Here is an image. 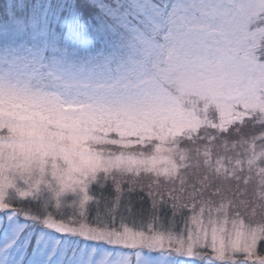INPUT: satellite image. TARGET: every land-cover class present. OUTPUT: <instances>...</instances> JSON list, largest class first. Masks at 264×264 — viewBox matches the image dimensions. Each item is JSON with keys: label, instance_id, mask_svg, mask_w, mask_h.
I'll return each instance as SVG.
<instances>
[{"label": "rangeland", "instance_id": "374dc122", "mask_svg": "<svg viewBox=\"0 0 264 264\" xmlns=\"http://www.w3.org/2000/svg\"><path fill=\"white\" fill-rule=\"evenodd\" d=\"M148 5L146 26L87 45L0 24V212L45 224L64 264H264V0ZM105 181L115 207L123 182L177 198L173 218L88 219Z\"/></svg>", "mask_w": 264, "mask_h": 264}, {"label": "snow or ice", "instance_id": "6c2138e0", "mask_svg": "<svg viewBox=\"0 0 264 264\" xmlns=\"http://www.w3.org/2000/svg\"><path fill=\"white\" fill-rule=\"evenodd\" d=\"M91 6L96 10L92 24L82 22L77 5L69 3L58 10L49 5L42 13L37 6L30 19L14 20L3 26V32H30L33 40H43L45 46L69 37L87 45L109 31L116 34L118 30L146 26L151 18L148 0H92ZM175 10H179L178 6ZM57 25L67 31L58 34ZM45 229V224L26 215L8 209L0 212V264H64L61 242L54 240Z\"/></svg>", "mask_w": 264, "mask_h": 264}, {"label": "trees", "instance_id": "16d2710c", "mask_svg": "<svg viewBox=\"0 0 264 264\" xmlns=\"http://www.w3.org/2000/svg\"><path fill=\"white\" fill-rule=\"evenodd\" d=\"M74 3L77 5V7L79 8L80 12H81V21L84 22L86 21L89 17L92 16V13L94 12V9L92 6L86 4L84 5V0H66L65 2H61L58 4H54V2L51 0L49 5H51L52 9L54 10H58L61 6H64L66 4L69 3ZM35 0H22V9L19 10L20 14H22L23 19L28 20L31 18L32 16V9L34 7L35 4ZM2 2L0 3V24L5 25L6 23L10 22L9 16H8V6L6 5H1ZM48 5V6H49ZM48 6H44L41 3V8H39L40 10L44 11V9H46V7ZM14 7H10V11L13 9ZM263 15V16H262ZM260 19L255 22L253 24V28L255 30H260V32L264 35V14H262ZM57 31V30H56ZM66 29H62L60 31L61 32H66ZM58 32V31H57ZM59 34V33H58ZM264 38V37H263ZM261 38V40L263 39ZM4 41V35L0 36V43H2ZM67 41L71 44H73L74 46H78L79 45V41L69 37L67 39ZM241 130L243 131L242 134L247 136V131L246 128H241ZM246 132V133H245ZM228 136H226V139L229 141H234L235 139V134H232L231 132H229L227 134ZM114 183V182H112ZM111 183V181H105V183H101L100 186L98 187H93L92 188V196L94 197V201H96V205L94 210H92L87 216L88 219H93V221H95V219L99 216H106V213L108 212L109 216H113L116 212V207L120 206L122 209H124V212L126 211L127 217H129L130 219H133L135 221H143V222H148L150 221H156L159 222L160 225H162V223H167V220L170 222V218H173L172 215L174 214V212L176 211L174 209L173 211V207L176 206L178 203L177 198L175 199H171L172 201H170L168 204H162L159 206H156L151 202L152 198V192L148 191V189L146 187H143L142 185L138 186L139 184H127V183H121V187L119 190V192L123 195H121V198L118 199V201H116L117 203H119V205H114V192H117L115 190L114 185ZM138 186V187H137ZM181 193H179L178 196H180ZM154 196V195H153ZM180 200V199H179ZM166 201V200H165ZM161 203H164V201H162ZM172 203V204H171ZM182 206V207H181ZM180 209H185V207L183 205H181ZM121 209V210H122ZM181 210L182 215H184L185 219L187 218L188 214L190 212H188V210ZM173 211V213H172ZM172 213V214H171ZM114 222H112L110 225L113 226ZM163 226V225H162ZM258 251H259V257L264 258V242L262 241L261 244L258 247Z\"/></svg>", "mask_w": 264, "mask_h": 264}]
</instances>
